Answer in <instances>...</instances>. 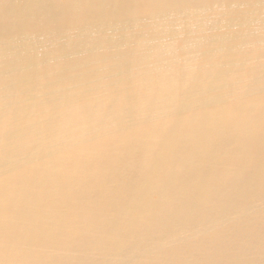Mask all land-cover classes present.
I'll use <instances>...</instances> for the list:
<instances>
[{"label": "bare ground", "instance_id": "6f19581e", "mask_svg": "<svg viewBox=\"0 0 264 264\" xmlns=\"http://www.w3.org/2000/svg\"><path fill=\"white\" fill-rule=\"evenodd\" d=\"M0 264H264V0H0Z\"/></svg>", "mask_w": 264, "mask_h": 264}]
</instances>
